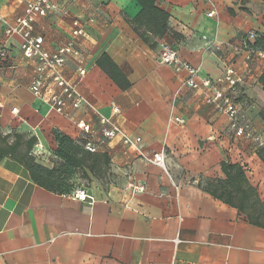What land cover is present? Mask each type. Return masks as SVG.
<instances>
[{"label": "crops", "instance_id": "0c3cea01", "mask_svg": "<svg viewBox=\"0 0 264 264\" xmlns=\"http://www.w3.org/2000/svg\"><path fill=\"white\" fill-rule=\"evenodd\" d=\"M27 1L0 0V13L13 20ZM154 4L169 16L162 36L134 23L141 9L136 0H55L34 34L52 51L69 37L73 18L92 17L85 26L88 36L80 40L79 54L67 59L64 74L101 115L139 136L145 154L162 152L165 170L118 138L108 140L98 151L109 159L105 181L90 177L89 186L76 187L92 197L79 200L71 196L75 189L47 190L16 159L2 157L0 264H264V227L205 190L207 182L224 179L222 161L237 163L264 204L261 146L236 136L226 115L203 101L201 90L184 85L186 71L161 63L158 56L160 43L166 42L211 79L233 64L243 79L237 103L252 132L264 138L259 113L264 111V58L248 67L243 59L244 46L258 37L264 51V0ZM251 30L254 39L248 36ZM20 44L19 36H6L0 25V48L6 50L0 60V134H8V142L14 134L23 144L34 139L30 154L46 156L56 147L52 129L73 139L82 135L72 120L32 95L35 61L23 57ZM103 54L130 82L128 88H119L97 65ZM74 117L97 125L84 107ZM129 183L144 190L133 192Z\"/></svg>", "mask_w": 264, "mask_h": 264}, {"label": "built area", "instance_id": "2783aa9c", "mask_svg": "<svg viewBox=\"0 0 264 264\" xmlns=\"http://www.w3.org/2000/svg\"><path fill=\"white\" fill-rule=\"evenodd\" d=\"M52 8H55V0H28L22 14L13 20H9L0 13V25L3 26L5 35L19 36L21 54L24 58L35 61L29 84L32 95L46 103L51 110L67 116L73 121L82 135L84 150L96 153L103 143L118 138L124 147L132 149L143 160L165 170L162 152L145 154L139 136L127 133L116 121L101 115L88 98L78 91L72 79L64 74L63 70L67 59L79 54L80 40L88 36L85 26L92 21V17L85 20L73 18L69 37L52 51L44 48L41 35L34 34V27L38 19L46 16ZM207 15L211 16L212 12ZM248 36L254 39L257 35L251 30L248 32ZM244 51L243 59L246 67L255 59L264 58V51L259 47L246 45ZM158 56L161 63L186 71L184 85L192 90H201L203 101L215 106L226 115L229 120V128L236 136L252 138L259 146H264V138L252 132L245 114L237 103L238 89L243 79L233 64L224 65L221 75L211 79L208 76H200V67L192 66L181 60L176 49L166 42L160 43ZM5 58L6 50L0 48V60ZM77 74L83 76L85 69L79 67ZM81 107L96 116V126L84 119L74 117V112ZM114 112H117L115 107ZM169 120L179 124L184 123V119L177 116H170ZM128 186L133 192L144 190L141 184L129 183ZM71 196L79 200L92 199L84 189H75Z\"/></svg>", "mask_w": 264, "mask_h": 264}, {"label": "trees", "instance_id": "16d2710c", "mask_svg": "<svg viewBox=\"0 0 264 264\" xmlns=\"http://www.w3.org/2000/svg\"><path fill=\"white\" fill-rule=\"evenodd\" d=\"M141 9L134 23L143 25L157 36H162L168 29V14L157 8L154 0H136ZM263 38H256L253 45L260 47ZM97 65L117 84L121 89L130 86V82L112 62L103 54L97 60ZM260 116L264 118V111L260 110ZM56 147L53 154L56 162L47 166L35 161L30 154L34 139H27L24 144L18 134H14L11 142L9 135L0 134V159L9 156L16 159L28 171L31 180L37 185L57 193H65L75 189L71 180L76 170H81L85 178L105 176L109 166V159L105 153H90L83 149V139H73L58 129H52ZM257 154L264 162V146H261ZM224 179L206 183L205 190L215 198L235 207L244 213L248 222L264 227V204L260 201L256 189L250 185L242 167L237 163L222 161L220 164Z\"/></svg>", "mask_w": 264, "mask_h": 264}, {"label": "rangeland", "instance_id": "374dc122", "mask_svg": "<svg viewBox=\"0 0 264 264\" xmlns=\"http://www.w3.org/2000/svg\"><path fill=\"white\" fill-rule=\"evenodd\" d=\"M31 155L35 159V161L45 164L47 166H51L56 162V157L54 156L53 152L50 154H47L46 156H42L43 153H33L31 152ZM81 170H76L74 174L71 177V180L73 182V185L75 187H86L90 185L91 178H85L84 176L81 175ZM103 181H105V178L103 176H100ZM205 183V182H204ZM203 183V184H204Z\"/></svg>", "mask_w": 264, "mask_h": 264}]
</instances>
